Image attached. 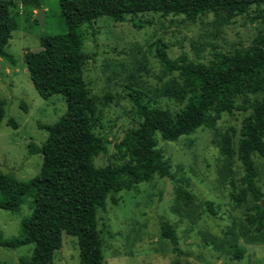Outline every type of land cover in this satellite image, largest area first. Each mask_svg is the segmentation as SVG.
Segmentation results:
<instances>
[{
  "label": "rangeland",
  "instance_id": "rangeland-1",
  "mask_svg": "<svg viewBox=\"0 0 264 264\" xmlns=\"http://www.w3.org/2000/svg\"><path fill=\"white\" fill-rule=\"evenodd\" d=\"M10 1L16 5L18 29L12 32L5 55L0 56V99L5 104L0 123V172L27 181L41 169V148L48 138L44 126L56 123L67 107L62 95L44 99L38 94L24 55L40 49V36L64 34L67 27L58 0H43L40 9L23 0ZM41 10L43 25L36 22ZM250 16L234 19L220 35L212 15L190 22L145 13L128 16L124 22L99 18L84 26L83 50L89 56L84 79L97 118L94 132L114 145L137 124L130 93L137 96L135 92H139L144 102L161 108L179 109L181 105L174 99L155 95L174 77L155 56L158 42L168 44L170 58L177 60L184 55L196 60L193 46L203 51L212 46L246 50L264 32V24L251 23ZM249 114L224 113L215 128L201 127L175 142L157 134V147L170 165L172 178L155 176L134 190L121 192L117 205L108 200L106 208L98 210L103 264H264V240L247 222L255 205L264 207V158L254 157L255 182L263 198L256 201L248 193L238 205L234 195L246 188L244 166L236 154L228 161L220 143L225 133L232 135L235 130L232 145L237 151ZM9 119L16 122V128ZM112 154L97 157L96 165L113 161ZM33 209L32 195L24 198L18 212L0 209V240L22 236V220ZM163 218L175 229L180 252L162 235ZM246 228L250 234L244 232ZM33 250V244L14 250L0 247V264H20V258L31 256ZM54 264H80L76 237L63 233Z\"/></svg>",
  "mask_w": 264,
  "mask_h": 264
},
{
  "label": "trees",
  "instance_id": "trees-1",
  "mask_svg": "<svg viewBox=\"0 0 264 264\" xmlns=\"http://www.w3.org/2000/svg\"><path fill=\"white\" fill-rule=\"evenodd\" d=\"M40 9L43 0H23ZM67 32L40 36V49L27 51L24 62L31 81L44 99L62 95L66 112L54 124L44 126L42 165L38 175L27 181L0 172V209L18 212L26 196L34 197V209L22 220V236L0 240V247L17 249L34 245L31 256L21 257L20 264H54L55 253L62 248L63 233L76 237L80 264H103L97 212L109 200L119 202V194L136 189L155 176L172 178L170 165L157 147V134L175 142L201 127L215 128L224 113L248 112L237 151L232 135L221 138V149L230 161L234 155L244 166L245 190L234 195L240 205L248 193L260 201L263 194L256 185L254 157L264 158V32L246 50L212 46L203 51L195 46L197 58L184 55L170 58L169 45L158 42L155 56L164 70L174 74L172 82L155 92L157 97L174 99L177 111L144 102L142 95L129 94L134 102L137 124L122 139L111 142L94 132L97 118L93 100L84 79L89 56L84 52V26L99 18L124 22L128 16L157 13L161 18L183 17L195 22L212 15L220 35L222 29L241 16L251 23L264 24V0H58ZM16 5L0 0V56L12 32L18 29ZM38 23V19L36 18ZM202 53H205L204 55ZM0 99V123L4 116ZM26 110V106L23 105ZM8 123L17 127L13 119ZM113 152L110 163L97 166L95 159ZM247 214L248 225L264 240V207L255 205ZM162 235L180 252L175 229L166 218L161 220ZM246 234L250 230L244 229ZM239 258V255H238Z\"/></svg>",
  "mask_w": 264,
  "mask_h": 264
},
{
  "label": "water",
  "instance_id": "water-1",
  "mask_svg": "<svg viewBox=\"0 0 264 264\" xmlns=\"http://www.w3.org/2000/svg\"><path fill=\"white\" fill-rule=\"evenodd\" d=\"M36 18L38 19V21L41 23V25H43V20H44V12L41 10L39 11V13L37 14Z\"/></svg>",
  "mask_w": 264,
  "mask_h": 264
}]
</instances>
